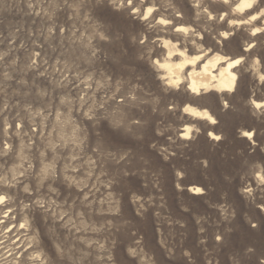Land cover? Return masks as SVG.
<instances>
[{"label":"rangeland","instance_id":"374dc122","mask_svg":"<svg viewBox=\"0 0 264 264\" xmlns=\"http://www.w3.org/2000/svg\"><path fill=\"white\" fill-rule=\"evenodd\" d=\"M198 4L0 0V264H264V30ZM164 38L242 57L236 89L168 85Z\"/></svg>","mask_w":264,"mask_h":264},{"label":"bare ground","instance_id":"6f19581e","mask_svg":"<svg viewBox=\"0 0 264 264\" xmlns=\"http://www.w3.org/2000/svg\"><path fill=\"white\" fill-rule=\"evenodd\" d=\"M194 1L198 2L199 6L201 5V0H194ZM221 1L224 3L229 2L232 3L233 5L234 9L232 10L234 12H232V15H230L233 17H230L228 15L230 17V26L250 23L253 24L252 25L253 27L251 29L252 33L250 31L252 35H256L258 33L263 32L264 10L262 9L263 12L260 11V9L257 10L259 8V6L256 4L257 0H221ZM151 10L152 8L150 7L148 9V13H150ZM261 17L263 18V20L261 19L263 21L262 22L263 25L259 26L257 25L258 23L256 21ZM164 23L171 24V21L166 20L164 21ZM175 31L183 32L187 36V35H191V31L193 32V29H190V27H187L185 25H178L176 26ZM193 34L194 32L192 33V35ZM223 34L224 36L222 35V37L226 39L228 34L227 31H224ZM189 38L190 37H188V39ZM193 40L194 41L196 40L195 37L193 38ZM201 40H202V34L199 33L198 43L202 42ZM189 45L185 43L180 44L177 41L174 42L170 38H164L162 40V47L166 49V52L164 54L163 60H157V64L159 69L163 72L162 76L167 82V84L168 85L185 84L186 85L185 87H187L190 94L193 95H201L211 92H216L219 94L232 93L237 87L239 75L238 72L236 71V68L240 65V62H242V57L231 58L230 56L223 55L220 53L212 54L211 50L209 49L210 48L209 46H208L209 48H205V49L202 48L203 50L200 51L199 53L196 52V54H189V51L191 50V47H189ZM251 45L246 47L245 51H249L251 49ZM219 48L221 47L219 46ZM262 77L264 79V74H262ZM252 105L254 107H262L264 106V101L253 100ZM183 111L195 119L206 120L209 124H214L217 121L215 116L210 112V110L204 107L199 108L186 103V105L183 107ZM191 129L192 127L190 125H186L184 129L185 130L184 135L189 136L191 133ZM209 136L213 139L217 135L214 132L210 131ZM244 136L251 139L253 138V132L245 131ZM190 190L194 194H199L202 193L203 189H201V187L194 186L191 187Z\"/></svg>","mask_w":264,"mask_h":264}]
</instances>
